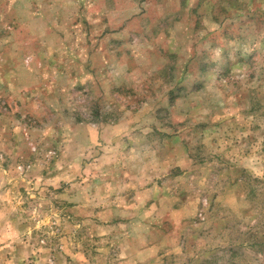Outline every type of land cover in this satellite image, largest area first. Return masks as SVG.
<instances>
[{
  "label": "rangeland",
  "instance_id": "rangeland-1",
  "mask_svg": "<svg viewBox=\"0 0 264 264\" xmlns=\"http://www.w3.org/2000/svg\"><path fill=\"white\" fill-rule=\"evenodd\" d=\"M248 176L264 0H0V264H264Z\"/></svg>",
  "mask_w": 264,
  "mask_h": 264
},
{
  "label": "trees",
  "instance_id": "trees-1",
  "mask_svg": "<svg viewBox=\"0 0 264 264\" xmlns=\"http://www.w3.org/2000/svg\"><path fill=\"white\" fill-rule=\"evenodd\" d=\"M247 178L248 179H246L244 183L247 185L248 189L251 190L249 201H251V203L254 202L255 200L260 202L261 197L264 196V176L261 179L252 178L250 176H248ZM263 200H264V197H263ZM249 212L252 213L250 210ZM261 213L262 215L258 218V224L256 226L249 227L248 231L245 233L244 235V237L246 238L245 243L246 242L248 243L244 245L243 247L250 245L251 247H254V248L255 247L264 248V231H263L264 230L263 229L264 228V211L263 212L261 211ZM259 230H262V231H259Z\"/></svg>",
  "mask_w": 264,
  "mask_h": 264
}]
</instances>
